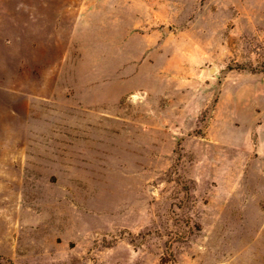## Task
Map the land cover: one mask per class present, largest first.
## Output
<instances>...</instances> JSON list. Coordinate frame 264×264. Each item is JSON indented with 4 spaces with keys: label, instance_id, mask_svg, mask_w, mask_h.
<instances>
[{
    "label": "rangeland",
    "instance_id": "374dc122",
    "mask_svg": "<svg viewBox=\"0 0 264 264\" xmlns=\"http://www.w3.org/2000/svg\"><path fill=\"white\" fill-rule=\"evenodd\" d=\"M0 264H264V0H0Z\"/></svg>",
    "mask_w": 264,
    "mask_h": 264
}]
</instances>
